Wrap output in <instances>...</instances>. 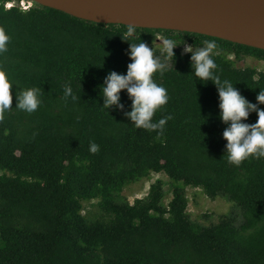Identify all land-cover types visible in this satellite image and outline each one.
Instances as JSON below:
<instances>
[{
  "label": "trees",
  "instance_id": "1",
  "mask_svg": "<svg viewBox=\"0 0 264 264\" xmlns=\"http://www.w3.org/2000/svg\"><path fill=\"white\" fill-rule=\"evenodd\" d=\"M0 27L10 35L2 67L15 82L13 107L0 122V264H264V159L239 167L227 160L226 127L216 86L193 75L185 44L215 40L222 80L250 102L264 91V70L237 67L264 50L194 32L136 27L130 43L146 42L161 56L173 40L174 68L154 80L169 94L153 121L171 115L163 133L137 129L114 109L104 110L100 85L110 70L126 73L127 25L84 20L34 3L6 8ZM233 56L234 59L229 58ZM161 59L163 57L161 56ZM73 95L65 99L64 88ZM41 88L42 104L29 114L15 107V91ZM130 110L126 92H121ZM264 109V104L259 105ZM251 113L247 122L255 123ZM95 143L99 151L92 153ZM164 173L133 203L126 186ZM211 199L224 196L240 211L204 226L191 220L186 188ZM97 200L94 214L84 202Z\"/></svg>",
  "mask_w": 264,
  "mask_h": 264
},
{
  "label": "clouds",
  "instance_id": "2",
  "mask_svg": "<svg viewBox=\"0 0 264 264\" xmlns=\"http://www.w3.org/2000/svg\"><path fill=\"white\" fill-rule=\"evenodd\" d=\"M136 32L135 25H128L124 41L129 42L127 55L130 63L127 65L126 73H118L110 70L105 76L103 83L99 86L102 92L104 110L114 109L121 111L123 115L137 129L149 132L156 131L162 134L164 127L171 115L162 117L158 122L153 121L155 113L165 106L170 97L167 89L154 80V74L161 76L169 69V62L174 68L175 52L178 45L173 40L165 38L162 41L161 56H157L152 47L146 42L130 43ZM10 35L5 28L0 27V55L8 51ZM203 47L192 48V44H185L184 53H190V64L193 75L201 83L211 81L217 89L219 119L226 125L222 132V138L226 141L224 153L227 154L228 163L239 167L249 158L264 159V91H259L256 103L250 102L241 92L228 80H222L218 74V65L214 55L218 48L215 40H205ZM15 82L8 73L0 67V122H3L6 114L13 107V86ZM126 92L130 100V110H125V104L121 101V92ZM65 99L73 95L70 85L64 88ZM15 107L29 114L38 110L42 104L41 88L29 87L15 91ZM108 112V111H107ZM255 112L257 120L248 123L251 113ZM90 151L96 153L99 146L95 143L90 145Z\"/></svg>",
  "mask_w": 264,
  "mask_h": 264
},
{
  "label": "water",
  "instance_id": "3",
  "mask_svg": "<svg viewBox=\"0 0 264 264\" xmlns=\"http://www.w3.org/2000/svg\"><path fill=\"white\" fill-rule=\"evenodd\" d=\"M98 23L213 36L264 50V0H32Z\"/></svg>",
  "mask_w": 264,
  "mask_h": 264
},
{
  "label": "rangeland",
  "instance_id": "4",
  "mask_svg": "<svg viewBox=\"0 0 264 264\" xmlns=\"http://www.w3.org/2000/svg\"><path fill=\"white\" fill-rule=\"evenodd\" d=\"M229 58L234 59L231 55ZM237 67H255L258 70H264V61H260L251 57H244L241 60L235 61ZM4 173L0 169V174ZM156 179L164 181L165 200L167 204L172 196L170 180L164 173L152 174L151 179L140 180L125 187L122 195L126 197L129 202L133 203L136 198H143L147 195L151 183ZM186 194L189 199L188 211L191 220L198 222L204 226L216 223L222 214H229L235 216L237 223L242 220L241 211L234 206L235 204L224 196H218L216 199L208 197L201 189L187 187ZM97 200L85 201L84 212L85 214H94L97 211Z\"/></svg>",
  "mask_w": 264,
  "mask_h": 264
},
{
  "label": "built area",
  "instance_id": "5",
  "mask_svg": "<svg viewBox=\"0 0 264 264\" xmlns=\"http://www.w3.org/2000/svg\"><path fill=\"white\" fill-rule=\"evenodd\" d=\"M34 1L32 0H10L5 4L6 8H11L13 6H18L21 10H29L34 6ZM184 48V46H183Z\"/></svg>",
  "mask_w": 264,
  "mask_h": 264
}]
</instances>
